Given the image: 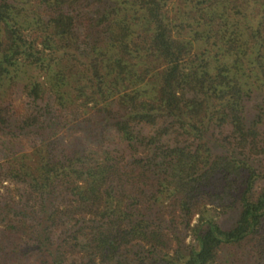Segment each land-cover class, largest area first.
Wrapping results in <instances>:
<instances>
[{
    "label": "trees",
    "instance_id": "16d2710c",
    "mask_svg": "<svg viewBox=\"0 0 264 264\" xmlns=\"http://www.w3.org/2000/svg\"><path fill=\"white\" fill-rule=\"evenodd\" d=\"M0 264H264V0H0Z\"/></svg>",
    "mask_w": 264,
    "mask_h": 264
},
{
    "label": "rangeland",
    "instance_id": "374dc122",
    "mask_svg": "<svg viewBox=\"0 0 264 264\" xmlns=\"http://www.w3.org/2000/svg\"><path fill=\"white\" fill-rule=\"evenodd\" d=\"M17 101H19V99H16ZM237 212L236 211H232L226 214H219L216 213V218L221 222V224L224 227H227L231 224V222L234 220V218L236 217Z\"/></svg>",
    "mask_w": 264,
    "mask_h": 264
}]
</instances>
